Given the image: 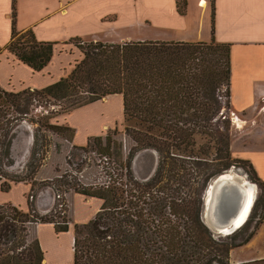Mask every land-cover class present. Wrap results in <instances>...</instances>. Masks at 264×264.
<instances>
[{
    "label": "trees",
    "instance_id": "obj_1",
    "mask_svg": "<svg viewBox=\"0 0 264 264\" xmlns=\"http://www.w3.org/2000/svg\"><path fill=\"white\" fill-rule=\"evenodd\" d=\"M176 4L178 13L187 15L188 1L176 0ZM211 4L210 43L87 45L76 37L65 44H73L84 58L67 77L44 89L18 93L0 86V120L9 123L14 114H30L38 102L49 114L39 121L33 118L29 125L37 126L38 133L63 137L68 147L76 130L54 123L60 114L49 106L71 113L110 96L123 98L125 131L133 143L130 152L126 155L117 129L90 138L86 147H73L74 175L65 172L54 180L58 191L102 202L93 220L75 228L74 264H230L232 250L250 243L264 221L263 213L255 218L254 230L241 238L251 224L250 215L242 229L215 238L203 220L206 190L227 171L243 168L251 181L264 188L254 165L232 155L231 110L236 112L231 103L232 45L216 41L215 0ZM58 45L39 41L33 29L19 31L17 0H13L7 49L35 72H42ZM8 132L10 138L8 134L0 140V190L10 191L11 183H30L28 204L33 212L0 205V264H44L38 226L54 224L57 233H67L71 221L56 223L38 214L33 204L51 186L37 182L48 150L39 134L21 172L24 175H12L17 164L15 135ZM143 151L159 155L157 170L145 181L133 170L135 157ZM30 236L32 243H28Z\"/></svg>",
    "mask_w": 264,
    "mask_h": 264
},
{
    "label": "crops",
    "instance_id": "obj_2",
    "mask_svg": "<svg viewBox=\"0 0 264 264\" xmlns=\"http://www.w3.org/2000/svg\"><path fill=\"white\" fill-rule=\"evenodd\" d=\"M80 1L86 0H17V29H33L39 41L60 44L76 37L105 44L212 40L211 0H187L185 16L178 13L176 0H88L83 8L79 7ZM12 14L13 0H0V86L18 93L44 89L67 77L68 68L82 57L72 45L68 51L56 46L51 63L42 72H35L7 49L12 39ZM111 16L115 18L106 19ZM138 28H146L147 35L134 33ZM156 30L162 35L150 36ZM215 38L218 43L232 45L231 103L240 115L249 116L246 121L237 117L236 123L240 120V127L253 124L251 132L233 139V155L250 161L264 181V125L256 120V115L264 116V0H215ZM118 111L123 115V98L118 95L73 111L70 118L80 115L79 122L70 123L77 132L76 142L83 144L99 136L105 127L116 122ZM22 186L14 185L9 194L0 190V205L10 203L11 194L21 192ZM28 192L24 190L23 194ZM38 239L46 264H74L72 227L67 233H57L51 225H40ZM254 240L243 247L244 251ZM234 261L232 264L238 263Z\"/></svg>",
    "mask_w": 264,
    "mask_h": 264
},
{
    "label": "rangeland",
    "instance_id": "obj_3",
    "mask_svg": "<svg viewBox=\"0 0 264 264\" xmlns=\"http://www.w3.org/2000/svg\"><path fill=\"white\" fill-rule=\"evenodd\" d=\"M86 1H88V0H86ZM86 1H84V2L80 1L79 7H81V8L85 7L84 4L86 3ZM89 1H91V0H89ZM92 1H95V0H92ZM211 6H212V4H211ZM80 10H82L81 12L85 11V9H80ZM114 18L115 17L111 16V17H108L106 19L107 20H113ZM139 31H140V33H139L140 37L145 36L148 33L146 28L134 29L133 32L138 34ZM157 33L159 34V36L162 35V33L159 30H156V31H153V33L150 36L156 37ZM82 39H83V42H86L87 45L92 43L90 38H85V39L82 38ZM140 41H142V40L131 41V42H140ZM127 42H129V41H127ZM123 43H125V42H123ZM71 45L74 47L73 50H75L77 53L79 52L78 54H80L82 56L80 58L82 60L84 58L83 53L71 43L69 45L60 44L59 49H61L63 51H68L69 48H71ZM82 45H83V43H82ZM80 59L77 58V60H79V61H77L70 68H68L69 73L67 75L71 74L72 71L74 70L75 66L79 62H81ZM73 60H75V59H73ZM38 104H39L38 102H35V106L32 107L30 114H27L24 116L23 114L19 115L17 113V114H14V117H8V118H10V119H7V120H10L9 123H7L6 120L3 121L4 119H1L0 120L1 121V124H0V140L4 139V136L6 139V136L9 134L8 131H10V130L12 131V134L15 135V138L13 139L14 140V148H13L14 151L13 152H14V157H15L17 164H16V167H14L10 171V173L12 175H15V174L21 173L25 167V164H27L30 149L32 147V144L34 143L35 137L38 136V134H39L40 140H42L43 145H45L48 150L45 151V153L46 152L47 153L44 156V160H42V168L40 169V173L37 176V182H43L45 184L47 183V184H50L51 186H47V188H45L40 193V195L37 196V198L33 204L35 206V209L38 211V214H40L42 216H48L49 219L53 220L56 223H63V221H65V220L71 221L70 228L72 227V229L75 233L76 226H82V225L88 224L91 220H93L95 218V216L97 215V213L100 211V209L102 207V202L98 199H95V198H87V197H84L81 195L73 194L71 192H69L67 194V193H64V191H58L57 186L54 184V180L57 179V176L65 173V172H67L68 174L74 175L75 164L73 163L74 159H73V155H72V152L74 151L73 147L74 146L86 147L89 140L83 144H80L78 141L76 142V140L74 139L73 144L72 145L69 144L70 146L68 147L67 143H66L67 140H65L61 136L51 135L49 133H44V132L38 133L37 126L29 125L30 120H32L34 118V120L36 119V121H39L40 117H42L43 115L46 116L49 114L48 110L47 111L44 110L45 107H43V108L39 107ZM49 108L51 109V112H56V114H60L53 121L54 123L71 127L70 123H72L74 120H76V122L80 121V118H79L80 115H74L72 118H70L69 116L72 112L71 113H61L60 107H55V108H57V111H53L54 110L53 106H49ZM231 111H232L231 119L232 120L234 119L233 120V126H232V132H231L233 139L240 138L244 134L251 132L253 124H246L243 127H240V125H239L240 120L246 121L247 119H249V116L245 117L244 115H240L238 112L233 113L234 111L233 110H231ZM117 113L118 114H117L116 122L105 127V129L103 130V132L99 136H106L110 131H115V129H117L118 132L120 133L119 137L123 139V143H124L125 148H126L125 152L127 155V153L130 152V148L132 147L133 143L131 142L129 137H127V135H126V131H125L126 122L124 119V112H123V115H121V116H120V114H121L120 111H118ZM38 114H41V116H38ZM237 117H239V119H240L238 121V124L236 123ZM256 120L258 122H260L261 125H264V116L263 115H260V114L256 115ZM81 124H82V122L79 123V125H81ZM7 126H9V127L7 128ZM71 128H73V127H71ZM10 136L11 135L9 134V138H10ZM99 136L97 135L94 137H99ZM94 137H91V138H94ZM58 145L60 146L59 149L57 147ZM231 151H232V147H231ZM232 155H233V152H232ZM233 158L238 159L234 155H233ZM158 165H159V155L157 154V152H155V151H143L135 157V159L133 161V170H134L136 177L139 180L145 181V180L150 179L154 175L155 171L158 168ZM234 169L239 175L245 177L244 180H249L252 184H254L256 186V189H257L255 206H254V209H253V211L251 213V217H250V219L252 218L251 224L249 225V229L247 231L245 230V232H243L241 235V238H246L255 228V224L257 222V220L255 218H259L264 213V188L260 187L258 184L251 181L248 174L246 173V171H244L243 168H241V169L240 168L239 169L234 168ZM58 171L60 173H57ZM25 174H27V170L25 171ZM21 175H24V174L21 173ZM94 179H95V177H94ZM19 184H23V186L21 187V192L16 191V192L12 193L11 199L13 201L10 200V203H8V204H11L14 207L19 208L21 211H23L25 213L30 212V214H32L33 208H31L28 204V199H29L28 195L32 189V185L30 183H19ZM11 185H12V187H11L10 191L13 189V186L17 185V184L11 183ZM24 190H26L27 192L29 191V192L26 195H24L23 194ZM56 190L58 193L56 192ZM10 191H8V192L2 191V192L4 194H9ZM206 192H207V190H206ZM205 195H206V193H205ZM14 202H19V203H22L23 205H20L18 207L16 205L12 204ZM203 220H204L206 226L210 229L209 225L206 223V220L204 219V214H203ZM42 225H51L52 227L55 228L54 224H42ZM261 230L264 231V221L260 225L259 230L256 232V235L252 239V240H254V239L255 240H254L253 244L251 245V247H249V249L244 251V248H243L244 246L248 245L249 244L248 243L242 247H238V248H235L232 250V252L230 254V264H232V260L233 261L235 260L234 262L237 261L238 262L237 264H264V259H262V257H264V232H261V234H260ZM211 232H212V230H211ZM214 237L215 238H221L224 236L214 234ZM29 240H28V243H32L34 238L30 236ZM74 241H75V239H74ZM74 245H75V242H74ZM260 249H263V250H260ZM259 251H260V253H259ZM74 254H75V250H74ZM258 258H260V259H258ZM250 261H252V262H250ZM44 264H46V263L44 262Z\"/></svg>",
    "mask_w": 264,
    "mask_h": 264
},
{
    "label": "water",
    "instance_id": "obj_4",
    "mask_svg": "<svg viewBox=\"0 0 264 264\" xmlns=\"http://www.w3.org/2000/svg\"><path fill=\"white\" fill-rule=\"evenodd\" d=\"M244 178L233 168L210 183L203 214L215 235L230 236L242 227L239 221L249 203V186Z\"/></svg>",
    "mask_w": 264,
    "mask_h": 264
},
{
    "label": "bare ground",
    "instance_id": "obj_5",
    "mask_svg": "<svg viewBox=\"0 0 264 264\" xmlns=\"http://www.w3.org/2000/svg\"><path fill=\"white\" fill-rule=\"evenodd\" d=\"M245 182L248 184V193H249V203H248V208L242 212V216L240 218V221H239V225L242 227L246 224V222L248 221L253 209H254V206H255V199H256V192H257V189H256V186L252 183H249L247 180H245ZM241 227V229H242Z\"/></svg>",
    "mask_w": 264,
    "mask_h": 264
}]
</instances>
